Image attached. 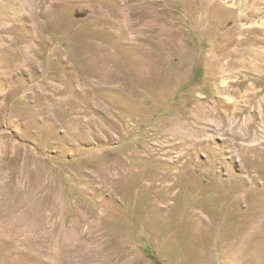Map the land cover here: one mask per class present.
Masks as SVG:
<instances>
[{
    "label": "rangeland",
    "instance_id": "374dc122",
    "mask_svg": "<svg viewBox=\"0 0 264 264\" xmlns=\"http://www.w3.org/2000/svg\"><path fill=\"white\" fill-rule=\"evenodd\" d=\"M0 264H264V0H0Z\"/></svg>",
    "mask_w": 264,
    "mask_h": 264
}]
</instances>
